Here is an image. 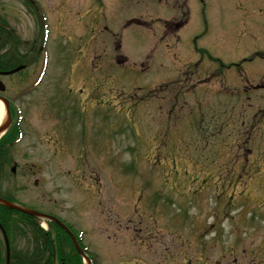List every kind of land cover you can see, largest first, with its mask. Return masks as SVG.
Returning a JSON list of instances; mask_svg holds the SVG:
<instances>
[{
	"label": "rangeland",
	"instance_id": "obj_1",
	"mask_svg": "<svg viewBox=\"0 0 264 264\" xmlns=\"http://www.w3.org/2000/svg\"><path fill=\"white\" fill-rule=\"evenodd\" d=\"M38 1L46 27L0 0L26 63L0 77L6 134L23 116L0 193L64 220L90 264H264V98L225 68L264 53V0Z\"/></svg>",
	"mask_w": 264,
	"mask_h": 264
},
{
	"label": "trees",
	"instance_id": "obj_2",
	"mask_svg": "<svg viewBox=\"0 0 264 264\" xmlns=\"http://www.w3.org/2000/svg\"><path fill=\"white\" fill-rule=\"evenodd\" d=\"M6 38L10 37L2 36L4 41H8ZM3 63L4 61L0 60V66ZM12 137V133H9L4 136V139L6 141ZM3 196L13 200L6 194ZM0 223L11 244L15 240L17 242L19 235L22 239L25 238L22 243L17 242L16 246H10L9 264H82L68 236L61 229L57 228L56 233H52V230L45 231L38 226L34 218L1 205ZM0 264H4V255L1 250Z\"/></svg>",
	"mask_w": 264,
	"mask_h": 264
},
{
	"label": "flooded vegetation",
	"instance_id": "obj_3",
	"mask_svg": "<svg viewBox=\"0 0 264 264\" xmlns=\"http://www.w3.org/2000/svg\"><path fill=\"white\" fill-rule=\"evenodd\" d=\"M28 1L30 2V4L34 5V7H35V9H36L37 12H40L42 10V9L40 10V8L38 7V4L36 3V0H28ZM136 1H140V0H136ZM144 1H146V0H142V2H144ZM148 2H149V0H148ZM148 2L147 3L144 2V3L148 4ZM156 2H158V1H156ZM152 7H155V6L152 5ZM256 53H261V52L260 51H257ZM20 60L21 61H18L17 64L18 65H23L22 68L26 67V63L23 62V60L21 58H20ZM241 64H242L241 61H240V63H238V62L233 63L232 62L231 65H228L225 68L228 69V70H233L234 69L231 73L234 74L233 77H237L239 79V82L242 81V79H244L243 80V85H242V87L239 88V90L242 93L247 94L246 97L248 99H251L253 97V93H255V95L257 94L258 97H260V98H264V71H263V73L260 72V71H258L257 73L252 74L250 70L243 69L241 67ZM235 69H236V71H235ZM222 74H223V72L219 74V77L220 78H222ZM0 76H3V75H0ZM212 76H213V73L212 74H207L206 77H205V80H210V78ZM256 77H261V78L256 79ZM239 95H240V93L237 94L236 96L238 97ZM0 96L5 97L4 96V91L3 92H0ZM9 100H10L11 103H13L11 99H9ZM10 104H9V106H10ZM262 106L264 108V103L262 104ZM261 113L264 114V111L261 112ZM10 116H11V118H13L12 115H11V112H10ZM57 117L60 118V116H57ZM14 118H15V115H14ZM58 118H56V119H58ZM246 126L247 127H245V129L248 128V126L251 127L252 125L246 124ZM49 129H50V127H49ZM47 142H48V140H47ZM56 142L59 143L58 141H56ZM259 144H260V148L264 150V143H262V144L259 143Z\"/></svg>",
	"mask_w": 264,
	"mask_h": 264
},
{
	"label": "water",
	"instance_id": "obj_4",
	"mask_svg": "<svg viewBox=\"0 0 264 264\" xmlns=\"http://www.w3.org/2000/svg\"><path fill=\"white\" fill-rule=\"evenodd\" d=\"M20 68L21 67H16V68H14V69H12L10 71H7L6 73L15 72V71H17ZM3 89H4V85L0 81V90H3ZM0 101H2L3 104L5 105L6 113H7V116H8V106H7L8 102L4 98H2V97H0ZM8 123H9V120L7 118V120L4 121L0 125V134L7 128ZM0 204L3 205V206H5V207H7V208L15 209V210H18V211L27 213V214L32 215V216L40 217V218L47 219V220H50V221H53V222L57 223L59 226H61L62 229H64L70 235L71 240L73 241V244H74L75 248L77 249V251L80 253V255H82L83 257H85L84 256V253L79 248V246H78V244H77L74 236L72 235V233L68 230V228L62 222H60L55 217H53L51 215H48V214H45V213H41V212L35 211L33 209H29V208L23 207V206H21L19 204H16V203H14L12 201L3 199L1 197H0ZM7 256H8V247H7Z\"/></svg>",
	"mask_w": 264,
	"mask_h": 264
},
{
	"label": "bare ground",
	"instance_id": "obj_5",
	"mask_svg": "<svg viewBox=\"0 0 264 264\" xmlns=\"http://www.w3.org/2000/svg\"><path fill=\"white\" fill-rule=\"evenodd\" d=\"M3 116H4V106L0 102V121L3 119Z\"/></svg>",
	"mask_w": 264,
	"mask_h": 264
}]
</instances>
